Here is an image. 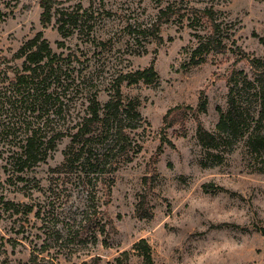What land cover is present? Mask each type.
Instances as JSON below:
<instances>
[{
  "label": "rangeland",
  "instance_id": "obj_1",
  "mask_svg": "<svg viewBox=\"0 0 264 264\" xmlns=\"http://www.w3.org/2000/svg\"><path fill=\"white\" fill-rule=\"evenodd\" d=\"M61 1L73 14L79 3L87 9L79 11V33L66 38L64 48L56 43L61 37L55 17L42 26L41 0H0V79L20 66L13 54L38 31L55 52L76 56L73 74L85 96L89 88L99 90L101 105L114 96L120 74L152 66L157 77L120 86L124 105L139 104L141 121L125 131L130 148L139 151L122 155L111 174L96 179L89 169L52 173L68 136L46 162L22 173L24 180L4 171L0 159V198L20 204L16 213L0 199V264H145L133 247L141 238L154 264H264V173L249 165L255 155L246 135L230 140V148L219 136L212 149L196 135L197 118L217 133L229 87L244 130L260 115L261 69L251 62L264 58V0ZM168 5L173 16L156 29L158 40L149 28ZM193 8L213 10L224 52L209 49L208 23ZM202 100L205 111L199 112ZM86 105L77 103L69 124L85 114ZM7 121L2 113L0 123ZM141 196L151 217L136 213ZM22 204L33 210L24 213Z\"/></svg>",
  "mask_w": 264,
  "mask_h": 264
},
{
  "label": "trees",
  "instance_id": "obj_2",
  "mask_svg": "<svg viewBox=\"0 0 264 264\" xmlns=\"http://www.w3.org/2000/svg\"><path fill=\"white\" fill-rule=\"evenodd\" d=\"M63 4L64 1L61 0L40 2L42 26H47L52 16L55 17L56 29L61 37L56 43L60 48L65 47L66 38L79 33V11L82 9V14L87 12L80 3L76 8L78 15L69 12L68 7ZM193 11L200 12L208 23L211 31L207 43L209 49L224 52L226 43L215 36L219 31V24L213 17V10L193 8ZM172 16L171 5L159 9L156 21L149 28L156 35L155 38L161 39L155 31L161 24L169 22ZM12 59H20V66L5 70L0 79V115L4 113L8 119L7 122L0 123V159L5 160L4 171L15 172L18 180H24L21 174L46 162L65 136L69 137V142L63 150L62 161L51 168L52 173L86 172L85 169H89L88 172L96 173L98 179L111 174L114 163L122 155L139 151V146L130 148L125 132L136 128L138 121H141V114L137 110L139 104L137 100H130L124 105L120 86L123 82L132 84L140 80L153 81L157 73L152 66L120 74L113 86L114 96L101 105L97 99L99 90L89 88L85 96L86 87L83 82L78 81V74H73L75 69L72 63L76 56L72 58L70 52H55L43 37L42 31L25 40ZM251 65L255 69H261L258 70L260 75L256 79L260 89L258 97L261 111L254 120L252 129L244 130L241 127L242 111L233 87H229L228 109L219 114L215 125L217 133L206 130L197 118L196 135L200 144L208 149L219 147V136H225L224 146L230 148L237 137L246 135V146L255 155L249 165L252 171L264 173V131H260L264 121V58L252 60ZM82 100L87 103L85 114L69 124L67 116L74 114L77 103ZM205 105L206 101L202 100L197 111H205ZM232 139L234 141H230ZM85 180L89 181L87 178ZM103 182L106 189L110 190V184ZM0 199L5 209L20 212V204ZM144 202L145 198L141 196L136 204V213L140 218L151 217V214L144 211ZM22 207L21 211L26 214L33 210L30 204H22ZM261 231L264 232V228ZM133 247L140 253L145 264H154L150 245L144 238L134 243Z\"/></svg>",
  "mask_w": 264,
  "mask_h": 264
}]
</instances>
